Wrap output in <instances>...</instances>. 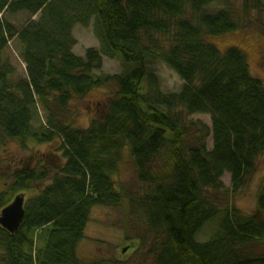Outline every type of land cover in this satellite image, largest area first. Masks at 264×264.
<instances>
[{
  "label": "trees",
  "instance_id": "trees-1",
  "mask_svg": "<svg viewBox=\"0 0 264 264\" xmlns=\"http://www.w3.org/2000/svg\"><path fill=\"white\" fill-rule=\"evenodd\" d=\"M23 12L28 20L19 30L8 16ZM92 20L102 47L78 56L73 30ZM254 27L264 36L263 0H243L240 9L231 0H0V57L16 39L28 67L27 78L13 80L0 66V151L13 142L25 151L30 143L58 145L44 156L52 164L43 155L37 163H6L13 169L0 191V215L18 196H25V215L15 233L0 225V264H86L77 250L92 208L123 202L114 178L126 149L147 187L127 196L132 215L155 237L154 264H264V254L247 253L264 241V182L251 215L232 203L223 208L216 195L225 175L238 194L264 155V83L252 77L244 52H223L205 39ZM104 54L118 55L126 73L104 74ZM149 61L171 68L182 89L164 93L153 77L145 89ZM109 86L116 92L103 117L74 125L73 101ZM37 104L47 115L39 130ZM194 115H209L211 127L191 121ZM219 216L214 235L198 242Z\"/></svg>",
  "mask_w": 264,
  "mask_h": 264
},
{
  "label": "rangeland",
  "instance_id": "rangeland-1",
  "mask_svg": "<svg viewBox=\"0 0 264 264\" xmlns=\"http://www.w3.org/2000/svg\"><path fill=\"white\" fill-rule=\"evenodd\" d=\"M243 0H231L237 8H241ZM264 1V0H263ZM8 19L20 30L28 20V15L19 13L9 15ZM34 19H37L36 17ZM73 35L77 40L74 47L76 55L84 57L88 48L95 47L101 49L102 43L97 34V26L92 20L87 27L77 26L73 30ZM208 42L213 43L223 52L231 47L238 48L248 56L251 75L264 83V36L257 27L230 33L220 37H206ZM6 65L12 70L11 79L19 80L27 78V65L21 58V44L18 40L10 41L7 48L0 57V66ZM126 66L121 58L117 55L110 57L103 55L102 72L108 75L125 74ZM99 74V72H97ZM156 78L161 85L164 93H178L183 86L182 79L165 63L161 61H149L147 63V77L144 82V88L147 89L149 78ZM116 92L115 86H109L99 89L88 95L82 100H75L71 105L69 114L70 121L74 125L87 128L94 119H99L105 114L106 103L110 96ZM46 112L40 104H37L34 113L33 125L39 130L46 123ZM191 121H202L211 127V118L209 115H194ZM209 148H212V138L208 142ZM58 148L57 144L36 145L30 143L28 151L23 150L16 142L9 143L5 151H0V191L3 184L7 181L8 176L12 173L8 162L12 164L19 162L37 163L38 159H43L52 164L54 160H48L44 156L49 153H55ZM36 160V161H35ZM7 163V164H6ZM117 189L123 194V202L118 207H94L90 213V220L85 230V239L80 243L77 255L78 258L86 263L91 264L98 261L117 260L121 264H154L153 256L149 253L154 243V235L147 229L145 222L136 219L132 215L129 193L143 194L147 187L138 180L136 169L128 149L123 152V159L119 167V172L115 176ZM225 190L217 193L220 206L225 208L232 203L245 215H251L258 209V194L264 182V155L257 160L256 171L247 177L245 185L238 194L231 191V177L225 175L223 178ZM48 183H42L34 187L32 193L27 197H32L41 191ZM38 191V192H37ZM215 196V193H213ZM221 216L208 222L196 235L198 242H207L217 231ZM129 238L132 242L127 241ZM135 241H142L138 246ZM250 255L264 254V241L259 242L247 249Z\"/></svg>",
  "mask_w": 264,
  "mask_h": 264
},
{
  "label": "water",
  "instance_id": "water-1",
  "mask_svg": "<svg viewBox=\"0 0 264 264\" xmlns=\"http://www.w3.org/2000/svg\"><path fill=\"white\" fill-rule=\"evenodd\" d=\"M25 196H18L14 202L4 208L0 215V225L11 233H15L25 215Z\"/></svg>",
  "mask_w": 264,
  "mask_h": 264
}]
</instances>
